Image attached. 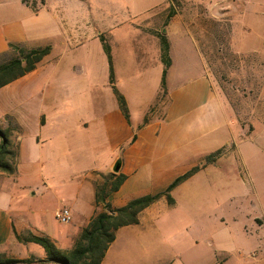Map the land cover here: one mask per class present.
Here are the masks:
<instances>
[{
    "label": "crops",
    "instance_id": "crops-1",
    "mask_svg": "<svg viewBox=\"0 0 264 264\" xmlns=\"http://www.w3.org/2000/svg\"><path fill=\"white\" fill-rule=\"evenodd\" d=\"M167 1L0 0V54L8 51L10 43L25 49L50 46L33 71L0 88V129H11L18 150L15 176L1 173L0 178H16L20 173L28 181L42 178L43 189L29 182L22 188H27L29 201L39 203V211L51 207L48 211L55 216L62 207L69 209L76 232L68 249L96 211L94 183L99 181L98 174L113 172L117 161L126 180L107 198L113 208L164 191L205 156L234 141L233 121L201 53L219 50L221 29L216 20L221 15L214 5L222 3L248 5L244 8L246 20L250 18L247 31L262 40L264 23H258L257 12L250 6L258 0H200L207 8L200 13V19L207 20L200 24V35L205 36L207 46L202 50L201 45L193 43L187 49L196 54L192 56L194 63L183 61L184 54H175L178 50L173 38L184 32L173 33V8L167 9ZM93 2L100 6L92 10L100 11L106 19L91 18L88 4ZM160 33L168 39L171 60L165 77L166 93L161 99L164 64L157 38ZM100 36L110 46L115 86L126 101L129 120L112 92ZM242 46L232 50L247 53L252 69V53L264 50V44L252 43L250 35V42ZM179 48L184 47L180 44ZM177 59L184 68L178 74ZM260 66L263 63L257 68ZM224 155L174 188L172 206L161 197L140 213L139 224L120 228L101 264H110L114 243L129 233L144 245L138 264H160L152 230L162 218L161 212L177 208L176 191L184 190L189 196L196 193L189 189L191 183L198 187L200 176L220 164ZM21 163L26 166L21 168ZM11 204L12 198L0 193V253L18 259L44 258L45 254L30 250L31 243L19 242L13 227L18 235L25 229H36L59 241L51 230L49 216L42 227L25 220L23 210H18L22 220L13 216ZM145 225L147 232L139 230ZM137 232L142 234L135 235ZM160 257L165 259L162 264H179V260L187 264L178 254L171 257L162 252Z\"/></svg>",
    "mask_w": 264,
    "mask_h": 264
},
{
    "label": "rangeland",
    "instance_id": "rangeland-1",
    "mask_svg": "<svg viewBox=\"0 0 264 264\" xmlns=\"http://www.w3.org/2000/svg\"><path fill=\"white\" fill-rule=\"evenodd\" d=\"M88 6L91 8L93 20L101 21V18H107L100 11L92 10L95 6L99 9V4L93 2V5L89 3ZM214 6L221 15L219 20H216L219 21L221 29L220 47L218 51H202L201 54L220 87L222 104L228 111L229 120L233 121L231 125L234 127L235 137L225 148V155L220 164L200 176L198 187H194L195 182L191 183L189 189L196 193L189 196L184 190L176 191L174 197L178 200L177 208L170 212H161L162 218L152 230L157 241L156 260H159L160 264L165 260L160 257L162 252L170 253L171 257L178 254L187 264H262L264 50L253 51L251 69L248 54L232 49L248 44L250 35L252 43L264 44V36L261 40L258 36H252L250 30L247 31L250 18L247 17L246 20L244 8L248 5L222 3ZM250 6L257 12L258 23H264V0H258ZM167 7L173 8V33H181L180 30L184 32L181 36L173 38L174 48L178 50L175 54H184L186 58H183V61L188 59L189 63H194L192 56L196 54L187 49H190L193 43L201 45L202 50L207 46L205 36L200 35V24L207 23L204 17L200 19V13L207 11L206 4H200V0H195L194 3L168 0ZM262 32L264 33V28ZM180 44L183 45V50L179 48ZM180 62L181 60L177 59L176 74L184 70L180 67ZM260 62L263 67L257 68ZM22 166L26 165L21 163L20 167ZM11 177L0 178V193H6L12 198V215L22 220L18 210H23L25 220L36 221L42 227L44 218L49 216L51 230L58 237L59 241H56L60 242V245L56 242L58 247L61 250L68 249L71 236L76 232L73 221L66 224L59 222L53 214L50 215L51 211L48 210H51V207H43L42 211H39V203L36 200L29 201L27 188H22L29 182L34 187L43 189L42 178L36 176L28 181L22 173L17 174L16 178ZM144 227L145 229L139 230L147 232V226ZM131 236L132 233L121 236L119 241L114 243L113 260L110 264L140 263L141 255L145 252L144 245L138 242L137 236ZM128 237H131V240ZM30 247L33 252L45 254L40 245L31 243Z\"/></svg>",
    "mask_w": 264,
    "mask_h": 264
},
{
    "label": "trees",
    "instance_id": "trees-1",
    "mask_svg": "<svg viewBox=\"0 0 264 264\" xmlns=\"http://www.w3.org/2000/svg\"><path fill=\"white\" fill-rule=\"evenodd\" d=\"M168 21L169 17H167L165 22L167 23ZM99 38L108 61L109 83L112 92L124 117L129 120L126 101L115 86L110 46L103 36ZM157 38L160 41L161 59L164 64L161 80V99L166 93L165 77L167 69L171 65V60L169 58L167 37L164 33H160L157 34ZM49 51L50 46L25 49L20 45L10 43L8 51L0 54V88L33 71ZM11 134L12 131L9 128L0 129V174L14 175L16 172L18 150L16 143L11 139ZM223 154H225V148L212 152L205 156L199 165L174 179L164 191L132 199L119 208H113L107 202V198L118 191L126 180V176L120 173L119 168L117 171L107 174H98L99 181L94 183L96 211L88 225L80 230L70 249L61 250L55 240L36 229H25L21 235H18L13 227L14 235L19 242L40 245L44 248L45 257L41 259L30 256L18 259L0 253V264H101L109 246L115 240L116 232L120 228L139 224L140 213L157 202L161 197H164L168 205L172 206L175 203L171 196L173 189L207 165L214 164ZM115 166L119 167V161L116 162ZM99 207L101 209L97 210Z\"/></svg>",
    "mask_w": 264,
    "mask_h": 264
},
{
    "label": "built area",
    "instance_id": "built-area-1",
    "mask_svg": "<svg viewBox=\"0 0 264 264\" xmlns=\"http://www.w3.org/2000/svg\"><path fill=\"white\" fill-rule=\"evenodd\" d=\"M55 218L61 223H69L71 221V213L68 208L64 207L55 213Z\"/></svg>",
    "mask_w": 264,
    "mask_h": 264
},
{
    "label": "water",
    "instance_id": "water-1",
    "mask_svg": "<svg viewBox=\"0 0 264 264\" xmlns=\"http://www.w3.org/2000/svg\"><path fill=\"white\" fill-rule=\"evenodd\" d=\"M118 168H119L118 166H115V167H114V171H117V170H118Z\"/></svg>",
    "mask_w": 264,
    "mask_h": 264
}]
</instances>
